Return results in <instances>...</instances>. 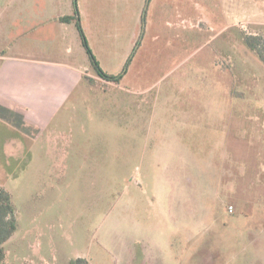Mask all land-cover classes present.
Listing matches in <instances>:
<instances>
[{
    "label": "rangeland",
    "instance_id": "374dc122",
    "mask_svg": "<svg viewBox=\"0 0 264 264\" xmlns=\"http://www.w3.org/2000/svg\"><path fill=\"white\" fill-rule=\"evenodd\" d=\"M144 4L76 1L114 83L74 0H0L3 264H264V0Z\"/></svg>",
    "mask_w": 264,
    "mask_h": 264
},
{
    "label": "trees",
    "instance_id": "16d2710c",
    "mask_svg": "<svg viewBox=\"0 0 264 264\" xmlns=\"http://www.w3.org/2000/svg\"><path fill=\"white\" fill-rule=\"evenodd\" d=\"M76 1L74 0L75 4V13L72 16H64L59 18L60 23L65 24H71L74 23L76 26V29L78 31L81 44L84 47L86 53L88 54L90 64L93 67L95 74L102 80L106 82H114L118 83L119 80L122 78V76L126 73L130 62L132 60V57L135 55L137 51V47L139 45V41L135 44L131 55L127 59L122 71L120 74L113 76L105 73L99 66L98 61L94 57L93 53L91 52L88 42L85 38L83 28L81 26L80 16L76 7ZM148 2L149 0H145L144 8L141 15V26L142 30L144 28V25L146 23V14L148 9ZM242 39L245 45L254 52L259 59L264 62V54L262 53V50L260 48V45L262 44V41H264V37L261 38L259 36H253V35H246L242 34ZM17 229V216H16V209L14 205L11 202V197L8 192H6L2 187H0V264H3V261L5 260V253L3 249V244L8 241L14 232ZM69 264H88L87 261L83 259H76L71 260Z\"/></svg>",
    "mask_w": 264,
    "mask_h": 264
},
{
    "label": "built area",
    "instance_id": "2783aa9c",
    "mask_svg": "<svg viewBox=\"0 0 264 264\" xmlns=\"http://www.w3.org/2000/svg\"><path fill=\"white\" fill-rule=\"evenodd\" d=\"M229 210H231V208H229Z\"/></svg>",
    "mask_w": 264,
    "mask_h": 264
}]
</instances>
